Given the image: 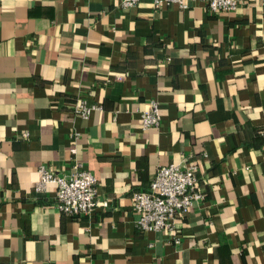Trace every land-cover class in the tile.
<instances>
[{"label":"crops","instance_id":"obj_1","mask_svg":"<svg viewBox=\"0 0 264 264\" xmlns=\"http://www.w3.org/2000/svg\"><path fill=\"white\" fill-rule=\"evenodd\" d=\"M184 2L0 0V264H264V0ZM71 148L108 203L91 218L35 189L40 166L69 174ZM183 158L205 198L173 244L137 229L132 194Z\"/></svg>","mask_w":264,"mask_h":264},{"label":"built area","instance_id":"obj_2","mask_svg":"<svg viewBox=\"0 0 264 264\" xmlns=\"http://www.w3.org/2000/svg\"><path fill=\"white\" fill-rule=\"evenodd\" d=\"M142 0H120L122 9L135 7ZM159 8L162 5H176L186 8L184 0H148ZM196 1V0H192ZM212 14L234 12L243 0H202ZM98 106H89L85 100L78 101L73 106L75 114L88 118ZM161 116L158 106L151 102L149 110L140 114L142 129L159 126ZM78 134L71 135L73 140ZM264 135V132H262ZM27 137L26 134H23ZM71 169L67 175H57L55 172L40 166V180L36 185L37 192H44L48 186L55 187L54 208L57 212L68 216H91L100 208H107L106 200L96 197V178L84 168L83 163L76 158V149L71 148ZM199 162L183 158L179 164H168L158 168L147 191H137L132 194V207L137 214L135 225L144 232H166L173 244L179 243V233L175 224L178 217L187 214L190 209L205 198L199 185L197 173Z\"/></svg>","mask_w":264,"mask_h":264}]
</instances>
